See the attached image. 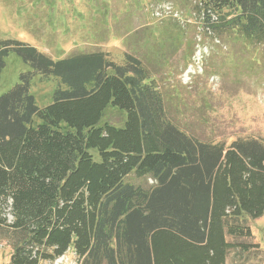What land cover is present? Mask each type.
Returning a JSON list of instances; mask_svg holds the SVG:
<instances>
[{"label":"trees","instance_id":"trees-1","mask_svg":"<svg viewBox=\"0 0 264 264\" xmlns=\"http://www.w3.org/2000/svg\"><path fill=\"white\" fill-rule=\"evenodd\" d=\"M207 31L264 41V0H201ZM218 19L211 22V14ZM14 53L32 69L0 96V237L8 264H228L258 248L264 217V140L201 141L169 117L143 62L100 52L60 60L0 41V83ZM55 77L38 106L35 76ZM64 87V88H63ZM109 106L124 126L103 123ZM97 151V156L93 153ZM152 180L143 185L128 182Z\"/></svg>","mask_w":264,"mask_h":264},{"label":"rangeland","instance_id":"rangeland-1","mask_svg":"<svg viewBox=\"0 0 264 264\" xmlns=\"http://www.w3.org/2000/svg\"><path fill=\"white\" fill-rule=\"evenodd\" d=\"M204 17L201 0H0V41L27 44L53 60L102 51L121 64L126 55L135 56L150 71L170 119L182 130L227 146L238 139L264 140V41L207 31ZM211 17V22L218 19ZM31 70L12 53L0 96ZM58 83L55 77L35 76L31 92L38 106L53 102ZM126 117L109 106L102 122L122 127ZM127 181L153 182L134 175ZM249 224L253 238L243 241L259 247L234 250L228 264H264V217ZM12 251L11 242L0 237V264L9 263ZM76 263L71 249L44 264Z\"/></svg>","mask_w":264,"mask_h":264}]
</instances>
